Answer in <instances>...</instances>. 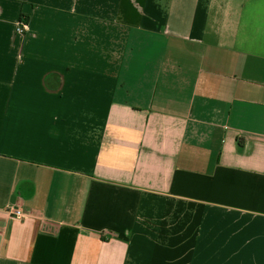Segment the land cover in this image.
I'll return each mask as SVG.
<instances>
[{"label": "crops", "instance_id": "1", "mask_svg": "<svg viewBox=\"0 0 264 264\" xmlns=\"http://www.w3.org/2000/svg\"><path fill=\"white\" fill-rule=\"evenodd\" d=\"M0 264H264V0H0Z\"/></svg>", "mask_w": 264, "mask_h": 264}, {"label": "built area", "instance_id": "2", "mask_svg": "<svg viewBox=\"0 0 264 264\" xmlns=\"http://www.w3.org/2000/svg\"><path fill=\"white\" fill-rule=\"evenodd\" d=\"M27 24H28L27 22H21V23L19 24V32H20L21 34H23V33L26 32L27 27H28ZM10 211H11V216H12L14 219H16V220L21 221V220H23V219L26 218V214H25L24 212H22L20 209H17V208H11Z\"/></svg>", "mask_w": 264, "mask_h": 264}, {"label": "trees", "instance_id": "3", "mask_svg": "<svg viewBox=\"0 0 264 264\" xmlns=\"http://www.w3.org/2000/svg\"><path fill=\"white\" fill-rule=\"evenodd\" d=\"M21 22H27V21H26V19H24V17H23V18H21Z\"/></svg>", "mask_w": 264, "mask_h": 264}]
</instances>
